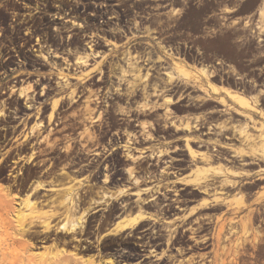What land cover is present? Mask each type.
<instances>
[{
    "label": "flooded vegetation",
    "instance_id": "flooded-vegetation-1",
    "mask_svg": "<svg viewBox=\"0 0 264 264\" xmlns=\"http://www.w3.org/2000/svg\"><path fill=\"white\" fill-rule=\"evenodd\" d=\"M2 9L12 243L38 264H264L218 253L228 240L215 237L228 200L264 192V0Z\"/></svg>",
    "mask_w": 264,
    "mask_h": 264
},
{
    "label": "rangeland",
    "instance_id": "rangeland-1",
    "mask_svg": "<svg viewBox=\"0 0 264 264\" xmlns=\"http://www.w3.org/2000/svg\"><path fill=\"white\" fill-rule=\"evenodd\" d=\"M2 0H0V4ZM6 7V6H5ZM6 11L0 10V14ZM5 21L0 20V28ZM222 45H227V37H221ZM235 197L225 204L229 210L220 215L215 229V237L227 239L220 244L218 253L221 254H253L264 255V192L256 198ZM224 202V199L217 200ZM209 203L205 201L204 205ZM7 219L0 213V264H38L37 255L25 250L22 246L12 243V239L20 233L5 227ZM62 257V256H61ZM61 257L55 255L54 260Z\"/></svg>",
    "mask_w": 264,
    "mask_h": 264
},
{
    "label": "bare ground",
    "instance_id": "bare-ground-1",
    "mask_svg": "<svg viewBox=\"0 0 264 264\" xmlns=\"http://www.w3.org/2000/svg\"><path fill=\"white\" fill-rule=\"evenodd\" d=\"M264 14V10L262 12ZM226 94H228L229 96H232V93L230 90L228 89H225L224 90ZM233 97V96H232ZM234 99H236L239 103H241L242 105H247V102H244V100L242 98H236V97H233ZM239 200H243V198H240ZM143 218H145L143 215H140L139 219L142 220ZM135 222H137V220H135Z\"/></svg>",
    "mask_w": 264,
    "mask_h": 264
}]
</instances>
